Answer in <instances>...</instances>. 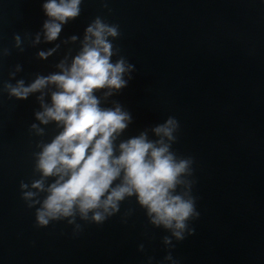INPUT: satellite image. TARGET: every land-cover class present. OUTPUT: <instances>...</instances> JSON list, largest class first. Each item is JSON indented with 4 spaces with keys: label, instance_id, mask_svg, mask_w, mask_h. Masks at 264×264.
<instances>
[{
    "label": "water",
    "instance_id": "water-1",
    "mask_svg": "<svg viewBox=\"0 0 264 264\" xmlns=\"http://www.w3.org/2000/svg\"><path fill=\"white\" fill-rule=\"evenodd\" d=\"M45 2L0 0V264H264V0H83L53 42ZM97 17L119 26L113 62L134 66L127 87L97 93L102 107L131 114L117 145L179 122L173 151L193 160L187 179L199 213L181 241L135 198L102 224L77 216L47 227L23 199L21 182L40 178L37 153L62 129L36 118L55 86L19 100L6 85L70 64Z\"/></svg>",
    "mask_w": 264,
    "mask_h": 264
},
{
    "label": "clouds",
    "instance_id": "clouds-1",
    "mask_svg": "<svg viewBox=\"0 0 264 264\" xmlns=\"http://www.w3.org/2000/svg\"><path fill=\"white\" fill-rule=\"evenodd\" d=\"M82 4L83 0L43 3L47 42L56 41L64 25L81 15ZM119 35L118 25L97 17L87 26L81 50L70 64L61 62L58 72L39 76L27 86L23 80L6 85L19 100L55 86L51 103H42L43 111L36 118L44 125L55 122L62 129L37 153L35 169L40 178L31 186L21 182L23 199L35 208L37 226L47 227L61 220L75 224L77 216L102 224L120 211L126 199L135 198L154 226L181 241L188 222L199 213L187 179L193 160L173 151L179 122L170 117L152 129L155 139L145 131L117 145L132 121L131 114L119 104L102 107L97 95L103 91L105 97L111 96L131 79L134 66L123 57L112 59L116 54L112 40ZM54 51L39 56L47 59ZM164 243L170 245L171 238L165 237ZM172 259L171 254L165 257Z\"/></svg>",
    "mask_w": 264,
    "mask_h": 264
}]
</instances>
